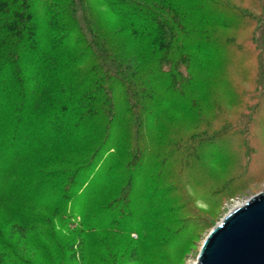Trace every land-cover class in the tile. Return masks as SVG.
<instances>
[{
	"label": "trees",
	"instance_id": "16d2710c",
	"mask_svg": "<svg viewBox=\"0 0 264 264\" xmlns=\"http://www.w3.org/2000/svg\"><path fill=\"white\" fill-rule=\"evenodd\" d=\"M223 58L256 59L233 88L256 98L243 101L232 129L249 160L264 148V122L251 134L264 105V0H0V205L9 203L12 235L45 238L81 215L68 245L81 262L85 234H130L166 219L185 181L164 182L151 165L156 125L218 83L230 90L236 80L210 67ZM222 127L174 147L184 156L217 142ZM214 152L210 164L222 168L229 159ZM177 240L164 235L158 248ZM12 255L1 237L0 264Z\"/></svg>",
	"mask_w": 264,
	"mask_h": 264
},
{
	"label": "rangeland",
	"instance_id": "374dc122",
	"mask_svg": "<svg viewBox=\"0 0 264 264\" xmlns=\"http://www.w3.org/2000/svg\"><path fill=\"white\" fill-rule=\"evenodd\" d=\"M221 31L224 33L221 35L230 34L224 30H211L210 33L218 36ZM251 63L256 65V59L248 62L247 59L223 58L212 62L210 67L215 77L236 80L231 89L228 86L227 91H223L218 83L217 88L213 87L209 91L211 95H207L206 99L198 102L187 113L170 112L158 121L155 129L157 136L152 146L155 145L156 152L152 153L150 163L156 172L162 168L161 179L164 182L165 177L175 174L183 176L185 181L183 192H173V199L177 202L168 208L166 219L158 221L153 229H140L130 234H85L84 257L80 262L73 260L68 245L78 237L73 230L81 221V215L67 222L66 226L56 223L45 238L30 234L26 242L17 235H12L8 225L9 203H4L0 205V238L4 237L16 254L6 260V264H194L210 230L235 205L264 190V148L258 146L257 150H251L247 160L246 148L242 146L243 142H239L245 137L239 130H232L241 120L240 114L245 111L243 101L256 100L252 94L247 96L233 93V88L241 83L243 73ZM251 77H254L253 73ZM241 85L250 87L249 83ZM238 98L240 102H236ZM262 122L264 105L257 126L251 128V134L257 135ZM220 127L224 133L213 143H222L221 146H214L211 141L204 140L197 146H192L190 153H185L184 156L174 147L181 141H189L195 136L196 139L197 136L204 135V132L213 133ZM253 143L256 144V141ZM214 149L215 157L224 156L229 159L222 168L210 164L214 156L210 153ZM228 179L230 180L225 184ZM71 206L79 211L82 201ZM206 225L209 228H203ZM170 234L177 237L175 244L158 248L162 237Z\"/></svg>",
	"mask_w": 264,
	"mask_h": 264
},
{
	"label": "water",
	"instance_id": "95a60500",
	"mask_svg": "<svg viewBox=\"0 0 264 264\" xmlns=\"http://www.w3.org/2000/svg\"><path fill=\"white\" fill-rule=\"evenodd\" d=\"M194 264H264V190L235 205L210 230Z\"/></svg>",
	"mask_w": 264,
	"mask_h": 264
}]
</instances>
